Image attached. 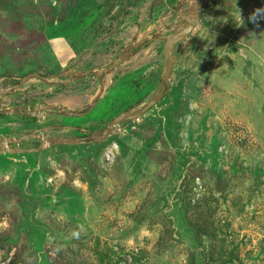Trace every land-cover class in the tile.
Returning a JSON list of instances; mask_svg holds the SVG:
<instances>
[{"label": "rangeland", "instance_id": "1", "mask_svg": "<svg viewBox=\"0 0 264 264\" xmlns=\"http://www.w3.org/2000/svg\"><path fill=\"white\" fill-rule=\"evenodd\" d=\"M262 8L0 0V264H264Z\"/></svg>", "mask_w": 264, "mask_h": 264}, {"label": "water", "instance_id": "2", "mask_svg": "<svg viewBox=\"0 0 264 264\" xmlns=\"http://www.w3.org/2000/svg\"><path fill=\"white\" fill-rule=\"evenodd\" d=\"M192 29V26H188V28L181 34H176L172 37H170L169 39H167L166 41V44H165V59L168 60V70L166 71V73H169V70L171 68V59H170V56H171V50L173 48V45L175 44V42L177 40H179L182 36H185L186 34H188ZM162 74L164 75L165 74V71L162 72Z\"/></svg>", "mask_w": 264, "mask_h": 264}, {"label": "clouds", "instance_id": "3", "mask_svg": "<svg viewBox=\"0 0 264 264\" xmlns=\"http://www.w3.org/2000/svg\"><path fill=\"white\" fill-rule=\"evenodd\" d=\"M264 18V8L255 10L249 17L250 21H255L257 18Z\"/></svg>", "mask_w": 264, "mask_h": 264}, {"label": "trees", "instance_id": "4", "mask_svg": "<svg viewBox=\"0 0 264 264\" xmlns=\"http://www.w3.org/2000/svg\"><path fill=\"white\" fill-rule=\"evenodd\" d=\"M149 43H150V42H147V41L144 42L140 48H145ZM136 50H138V49H136Z\"/></svg>", "mask_w": 264, "mask_h": 264}]
</instances>
